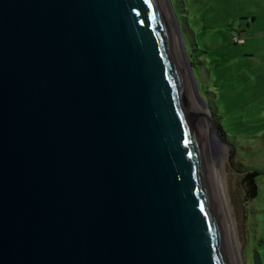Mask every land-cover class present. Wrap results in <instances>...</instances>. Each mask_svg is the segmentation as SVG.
<instances>
[{
    "label": "water",
    "instance_id": "water-1",
    "mask_svg": "<svg viewBox=\"0 0 264 264\" xmlns=\"http://www.w3.org/2000/svg\"><path fill=\"white\" fill-rule=\"evenodd\" d=\"M0 264H236L163 0H0Z\"/></svg>",
    "mask_w": 264,
    "mask_h": 264
},
{
    "label": "rangeland",
    "instance_id": "rangeland-1",
    "mask_svg": "<svg viewBox=\"0 0 264 264\" xmlns=\"http://www.w3.org/2000/svg\"><path fill=\"white\" fill-rule=\"evenodd\" d=\"M170 1L196 107L207 113L209 127L200 116L206 132L220 142L211 150L239 262L264 264V0ZM233 35L244 43H234ZM192 44L193 70L187 55ZM248 170L259 172L252 199Z\"/></svg>",
    "mask_w": 264,
    "mask_h": 264
},
{
    "label": "bare ground",
    "instance_id": "bare-ground-1",
    "mask_svg": "<svg viewBox=\"0 0 264 264\" xmlns=\"http://www.w3.org/2000/svg\"><path fill=\"white\" fill-rule=\"evenodd\" d=\"M164 1V3H166V7H167V14H168V19H169V26H170V30H171V34H172V37H173V40H174V43H175V46H176V48H177V51H178V55H179V59H180V62H181V64H182V66H183V68H184V70H185V74H186V78H187V82H188V85H189V87H190V79H191V77H190V79H189V73L187 72V69L189 68L188 66H189V64L187 65V63H186V58H185V56H183V53L180 51V44H179V42H178V36L176 37V35H177V31H176V28L174 27V24H173V21H172V19L170 20V12H168V11H170L169 10V5H168V3H167V0H163ZM174 30L176 31V34H175V32H174ZM178 42V43H177ZM191 86H192V84H191ZM191 90V89H190ZM192 97H193V100H195V96H194V92H192ZM194 103H195V101H194ZM196 104H198L197 103V101H196ZM196 104H195V106H196ZM197 108V107H196ZM197 111H198V113H199V115L200 116H202V119H203V117H204V119H205V124L209 127V125H208V123L206 122V120H207V118H208V116H207V113L205 112V110L204 109H202V107L200 108L199 107V110L197 109ZM200 111H201V113H200ZM203 122V121H202ZM209 131V130H208ZM210 133H211V131H209ZM213 133V132H212ZM212 133H211V136H209V134L206 132V130L204 129V134H205V138H206V141H207V144H208V146H209V156H210V158H211V160H212V162L214 163V171H215V173H216V175H217V187H218V190H219V196H220V198H221V200H222V205H223V207H224V210H225V213H226V225H227V228H228V231H229V234H230V236H231V241H232V245H233V250H234V259H235V263L236 264H240V258H239V256H238V253H237V248L235 249V243H234V240H233V237H232V234H231V232H230V224H229V221H228V219H227V210H226V204H225V199H224V196H223V192H222V189H221V186L219 185L220 184V182H219V173H218V169H217V159H216V157H217V154H215L214 153V151H213V149L211 150V147H212V143L214 144V145H217V146H220V142H218V140H216V135L215 136H213L212 135ZM216 134V133H215ZM211 138H212V142H211ZM215 158V159H214Z\"/></svg>",
    "mask_w": 264,
    "mask_h": 264
},
{
    "label": "trees",
    "instance_id": "trees-1",
    "mask_svg": "<svg viewBox=\"0 0 264 264\" xmlns=\"http://www.w3.org/2000/svg\"><path fill=\"white\" fill-rule=\"evenodd\" d=\"M234 37H236L237 40H234ZM232 38H233L232 40H233L234 43H239V44H243L244 43V40L241 39L240 37H238L237 35H233ZM238 40H242V41H238ZM193 47L194 46L192 44V46H191V49H192L191 55L187 53L188 58H189V62H190L191 67H192V70H193L194 64H195L194 61L197 60L196 59L197 56L194 53L195 48H193ZM185 50H186V48H185ZM210 112H211V110H210ZM211 114H212V112H211ZM220 129H221V127H220ZM258 175H259L258 170H248V172H247V175L245 177V181L247 182V185H248V198L252 199V198H254L257 195L258 186H257V183H256V178H257ZM256 264H259V262L257 260H256Z\"/></svg>",
    "mask_w": 264,
    "mask_h": 264
},
{
    "label": "built area",
    "instance_id": "built-area-1",
    "mask_svg": "<svg viewBox=\"0 0 264 264\" xmlns=\"http://www.w3.org/2000/svg\"><path fill=\"white\" fill-rule=\"evenodd\" d=\"M234 40H237V38H236V37H234ZM238 41H242V40H238Z\"/></svg>",
    "mask_w": 264,
    "mask_h": 264
}]
</instances>
